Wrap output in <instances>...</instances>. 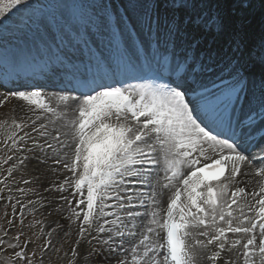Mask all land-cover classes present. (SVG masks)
I'll use <instances>...</instances> for the list:
<instances>
[{
    "label": "snow or ice",
    "instance_id": "1",
    "mask_svg": "<svg viewBox=\"0 0 264 264\" xmlns=\"http://www.w3.org/2000/svg\"><path fill=\"white\" fill-rule=\"evenodd\" d=\"M251 8L252 0H233L228 12L219 0H0V80L14 85H0L5 98H36L52 114L19 139L9 134L13 164L32 172L53 212L58 198L86 209L68 217L82 221L68 264H233L234 250L239 264H264V24L256 39ZM41 29L47 55L8 51L14 34ZM47 88L55 107L39 99ZM220 166L230 168L223 182L203 175ZM242 168L258 178L247 193L252 218L237 213L245 187L229 188ZM61 172L71 176L58 181ZM16 204L19 220L10 205L0 227V264H45L51 238L26 226L28 205Z\"/></svg>",
    "mask_w": 264,
    "mask_h": 264
},
{
    "label": "rangeland",
    "instance_id": "2",
    "mask_svg": "<svg viewBox=\"0 0 264 264\" xmlns=\"http://www.w3.org/2000/svg\"><path fill=\"white\" fill-rule=\"evenodd\" d=\"M56 0H40V5H49L54 3ZM120 2L122 0H119ZM123 2V1H122ZM121 2V3H122ZM252 18L255 21L256 25L262 26L264 24V3L262 0H255L253 9H252ZM5 91L0 90V181L4 185L0 188V227L6 226L5 216L9 218L12 217L13 209L10 205H15L16 219L19 220V209L21 208L20 204H16V201L19 200L22 204H27L29 200L34 201L39 199L41 203L46 205L48 193L47 191L40 188V185L35 183V177L29 173L22 171V169L14 172L13 160L17 155L13 151L9 134L15 133L16 138L24 136V129L21 130L17 127L20 125L12 116V111L14 108V100L10 97L5 98ZM23 147V144L20 145ZM22 155V153H21ZM24 155V154H23ZM12 156L13 160H9L8 157ZM53 167L59 168L60 166L51 165ZM11 172L16 174V176L11 177L10 181H5V176H9L8 173ZM71 176V175H70ZM28 179L32 181V184L26 185L23 181ZM55 187V186H54ZM32 189L29 191V189ZM23 189L24 191H20ZM66 194V193H65ZM44 197H43V196ZM11 198L9 201L8 198ZM44 201L42 202V199ZM76 207V200L70 201L69 205H65L63 200L57 199V209L58 211L53 212L51 208L45 206L40 207L39 210H34L31 213L24 212L25 225L31 223L34 230H38L42 233H47L44 235L43 239L45 242L51 238L52 246L48 247L47 243L43 246L46 248V252H41L40 256L43 257L45 264H68L70 258V251L74 245V237L78 231L79 225L76 223L78 220L73 218L68 221L70 211ZM53 218L54 222L51 225H47V220ZM64 221H68L70 227L68 232L64 233L63 236H58L57 233L62 232L61 225ZM49 224V223H48ZM5 257L0 253V259ZM39 259V256L37 257Z\"/></svg>",
    "mask_w": 264,
    "mask_h": 264
},
{
    "label": "bare ground",
    "instance_id": "3",
    "mask_svg": "<svg viewBox=\"0 0 264 264\" xmlns=\"http://www.w3.org/2000/svg\"><path fill=\"white\" fill-rule=\"evenodd\" d=\"M33 1H36V0H33ZM43 1L44 0H42V2ZM36 2L39 5L40 0H38ZM59 2H61V0H56L54 2V4L59 3ZM12 38L16 44L13 47H11V51L13 50L15 53H19L21 51L30 50L32 52V54H38L40 52V45H38L37 43L39 41L43 43V41L47 39V33L44 32L43 29H41L40 32L32 33L28 37L24 36L23 34L17 33V34H14L12 36ZM55 91H53V92L41 91V96L39 97V99L43 103L49 105L50 107H55L58 103V101L53 96V93ZM11 98H13L14 103H15L13 111H12V116L17 121V123L18 122L20 123V125L22 126V128L26 132H31V122L32 121H35L37 124H39L41 122V120H47L49 117L52 116V114L50 112H45L41 107H39V105H37L35 103L36 98H33V102L31 104L28 101H21L20 99L14 97V96H11ZM73 114L74 113H71V112L69 113V115H73ZM32 134L35 135V133H32ZM17 139H19V137H17ZM10 141H11V143H13V141L11 139H10ZM16 156H15L14 160L16 159ZM20 156L22 158L23 153H22V155L20 154ZM57 166H59V165H57ZM153 167H157V166H153ZM20 169H21L20 165H18V164L14 165L13 170L16 174H17L16 171H18ZM244 171L245 170L242 168L241 176L236 177L235 181H229V188H230V192H231L236 187H245L246 194L242 195V198L238 202L239 208H237V213L242 208V209H244L245 216L248 218H252L253 212L248 211L249 205L252 204V197L250 195H247V193L254 190V188H255V190H258V187L256 185V181L258 180V178H254L251 170H249V174L246 176L243 174ZM28 172L32 174L31 171H28ZM15 173H13V176H16ZM70 175H71L70 173L61 172L57 176V180L59 181L61 178H68ZM185 199H186V197H182V201ZM43 201H44V199H42V202ZM43 206H45V204L43 205L41 203V201H39V199H38L37 204H35L34 207L28 209L25 213H31L34 210H39V208L43 207ZM72 211H78V209L75 208L74 210L72 209ZM242 235L243 234H236L234 236V234H230L229 236H230V238L235 239V238H238L239 236H242ZM224 259H227V257H224ZM232 261H233V264H239V262L236 259L235 250L233 251V254H232Z\"/></svg>",
    "mask_w": 264,
    "mask_h": 264
}]
</instances>
